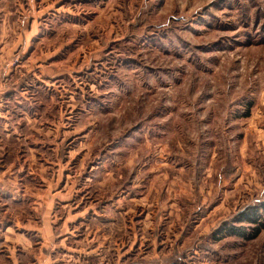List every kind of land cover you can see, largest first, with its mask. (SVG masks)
<instances>
[{"label": "rangeland", "instance_id": "1", "mask_svg": "<svg viewBox=\"0 0 264 264\" xmlns=\"http://www.w3.org/2000/svg\"><path fill=\"white\" fill-rule=\"evenodd\" d=\"M18 2L0 264H264V0Z\"/></svg>", "mask_w": 264, "mask_h": 264}, {"label": "crops", "instance_id": "2", "mask_svg": "<svg viewBox=\"0 0 264 264\" xmlns=\"http://www.w3.org/2000/svg\"><path fill=\"white\" fill-rule=\"evenodd\" d=\"M3 3L4 5H2ZM0 5L6 6L5 10L0 8V52L1 51L8 52V50H11V48L16 47L20 44L25 45V47H27L29 41H31L30 40L31 36H33L31 35L33 33V24L31 25V23H33L32 16H28L26 18L27 26H25L26 28H23L24 26H22L21 22L19 21L20 19L23 18L19 17V15L16 12L17 8L20 7L18 0H14V3L12 4L14 8L13 10L11 8V2L9 0H0ZM7 7H8V13L6 12ZM35 31L36 30H34V32ZM10 141L12 143L10 149L12 146H16L17 144L19 147H22L20 146L21 143L19 145L18 143L19 140L17 137L11 138ZM5 156L7 155L5 154ZM7 157L6 160H9V158ZM3 228L4 226L2 227L0 224V249L5 246L9 247V242L11 241L10 240L11 238L9 237V231H7L8 230L7 228L9 227H6V230L1 231V229Z\"/></svg>", "mask_w": 264, "mask_h": 264}, {"label": "trees", "instance_id": "3", "mask_svg": "<svg viewBox=\"0 0 264 264\" xmlns=\"http://www.w3.org/2000/svg\"><path fill=\"white\" fill-rule=\"evenodd\" d=\"M250 222H252V220H250ZM258 234H259V231L256 230L255 236H257ZM255 236H254V237H255Z\"/></svg>", "mask_w": 264, "mask_h": 264}]
</instances>
